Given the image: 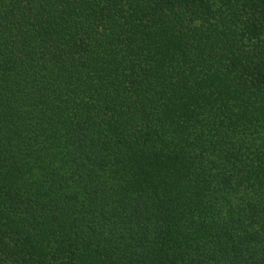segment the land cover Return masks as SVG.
Segmentation results:
<instances>
[{
    "label": "trees",
    "instance_id": "trees-1",
    "mask_svg": "<svg viewBox=\"0 0 264 264\" xmlns=\"http://www.w3.org/2000/svg\"><path fill=\"white\" fill-rule=\"evenodd\" d=\"M0 264H264V0H0Z\"/></svg>",
    "mask_w": 264,
    "mask_h": 264
}]
</instances>
